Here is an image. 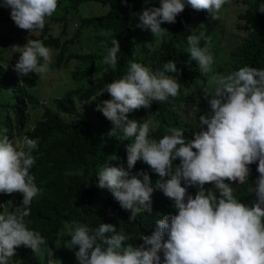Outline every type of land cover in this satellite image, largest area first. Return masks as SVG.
<instances>
[{
	"label": "clouds",
	"instance_id": "1",
	"mask_svg": "<svg viewBox=\"0 0 264 264\" xmlns=\"http://www.w3.org/2000/svg\"><path fill=\"white\" fill-rule=\"evenodd\" d=\"M121 2L126 5L128 0ZM226 3L230 0H160L159 7L142 11L137 27L150 29L155 38L162 39L169 32L161 25L175 23L186 5L207 11L216 20ZM0 7L9 8L15 25L31 34L44 29L58 0H0ZM257 10L264 12V3ZM192 33L187 36L188 53L199 72L208 77L203 98L210 106L207 114L199 115L201 130L193 133V139H186L184 131L175 127L158 141L149 139L148 122L128 118L133 110L148 109L153 101L166 102L179 94L180 83L175 75H168L179 72L172 60L155 71L130 63L122 78L101 89L100 95L107 92L111 99L101 101L95 109L112 122L111 132L120 130L124 140L131 141L126 146L128 170L123 165H105L98 173L97 187L107 189L131 212L129 222L141 211L151 213V177L143 170L130 174L142 161L157 174L155 188L173 201L175 214L156 220L155 230L142 235L139 245L127 243L129 237L111 223L103 222L94 229L66 224L67 248L78 246V264H264V69L244 66L226 75L214 73L212 37ZM111 43L103 63L116 69L120 43L115 38ZM13 48L20 54L14 66L19 76L43 75L49 70L52 50L42 41L30 38L22 47ZM192 116L197 119L195 112ZM37 146V139L25 136L22 144H14L7 135H0V193L23 197L22 206L15 211L0 213V264H9L21 246L38 255L46 251L47 264H62L53 259L51 248L42 249L44 237L30 230L25 220L40 192L30 173L35 164L32 150ZM118 159L113 156L112 160ZM177 159L180 163L174 165ZM257 162L259 176L251 188L256 201L249 206L233 194L248 181L249 165ZM235 181L238 183L233 184ZM206 184L211 189L206 190ZM193 186L198 188L195 196L188 194V187Z\"/></svg>",
	"mask_w": 264,
	"mask_h": 264
},
{
	"label": "trees",
	"instance_id": "2",
	"mask_svg": "<svg viewBox=\"0 0 264 264\" xmlns=\"http://www.w3.org/2000/svg\"><path fill=\"white\" fill-rule=\"evenodd\" d=\"M60 1L67 2L66 8L56 10L42 31L31 34L15 25L9 8L0 9V41L6 30L24 39L42 41L44 46L59 51L56 66L64 71L63 74L71 62H81L67 74L75 90L70 89L47 102L43 114L34 122H31L32 110L39 107V99L33 90L41 75L19 76L0 64V135H7L14 144H22L25 136L38 140L37 148L32 150L35 164L30 173L34 175L40 192L32 201L30 216L25 218L27 227L44 237L46 243L41 247L51 248L53 259H59L62 264H78L75 258L78 246L67 248L70 236L66 224L73 228L85 224L94 229L103 222L111 223L117 231L129 237L127 243L139 245L143 243L139 239L142 235H151L155 230L156 220L169 213L175 214L173 201L155 188L157 174L142 161L136 163L130 174L143 170L151 177L154 187L151 213L141 211L134 222H129L131 212L123 209L107 189L97 187L98 173L105 165H123L128 170L126 146L131 143L124 140L120 130L111 132L112 122L95 110L98 103L111 99L107 92L100 95L101 89L122 78L132 62L155 71L163 70L165 62L174 61L179 72L168 75H175L180 83L179 94L169 97L166 102L153 101L148 109L133 110L128 113V118L148 122L149 139L158 141L173 127L184 131L186 139H193V133L201 130L199 115L207 114L210 106L203 98L207 76L201 74L197 63L191 60L187 36L193 34V30L197 35L211 36L219 20L212 19L207 11H196L186 5L175 23L161 25L169 32L161 39L155 38L150 29L137 27L142 11L159 7L160 0H128L126 5L121 0H59L58 8ZM88 3L108 9L100 15L80 18L77 31L61 40L53 26H62L60 35H65L69 22L76 17L72 11L77 13L79 6ZM237 3L245 8L238 17L246 28V36L230 52L229 66L216 68L215 72L219 74L226 75L244 66L264 69V12L257 10L264 0H237ZM86 29L94 31L97 42L101 43L100 48L66 56L68 45L78 41ZM114 38L119 41L121 49L117 54L116 69L103 63ZM204 45L202 38L200 46ZM193 112L197 119L193 118ZM113 156L119 159L112 160ZM179 163V159L173 161L174 165ZM257 166L258 162L249 165L248 181L233 194L249 206L256 201L251 188L259 176ZM182 186L186 185L182 182ZM204 187L211 189V184ZM197 190L195 186L188 187V194L195 196ZM22 199L20 193H0V213L15 211L22 206ZM160 255L163 259V254ZM47 259L46 251L38 255L21 246L9 264H47Z\"/></svg>",
	"mask_w": 264,
	"mask_h": 264
},
{
	"label": "rangeland",
	"instance_id": "3",
	"mask_svg": "<svg viewBox=\"0 0 264 264\" xmlns=\"http://www.w3.org/2000/svg\"><path fill=\"white\" fill-rule=\"evenodd\" d=\"M66 4L67 2L63 3L60 1V6L57 10L66 8L64 7ZM2 8L3 7H0V9ZM107 9L108 7H101V5L95 3L83 4L79 6L77 13L76 11H72L76 17L71 19L69 22L65 35H60L62 26L60 27L57 24L53 26V31L58 36H60L61 40L69 38L79 28V22L77 20L80 18L93 16L94 14L100 15L101 13L107 11ZM244 10L245 8H241L240 4L237 3V0H230V3H226L221 9L220 19H218L219 22L211 34L212 41L210 50L215 60L213 64L214 73H216L215 70L218 67L224 68L229 66L227 63L230 61V52L241 43V38L246 36V28L238 17L239 14ZM5 32L6 34L0 41V64L14 71V66L18 61L20 54L13 48V46L18 45L22 47L28 39L14 35L12 32H9V30H6ZM218 44L220 47H218ZM100 45L101 43H98L95 38L94 31L91 29H86L83 31V35L78 41L68 45L65 55L67 56L68 54H78L84 51L91 52L92 50H98ZM58 52V50L54 48L52 49L49 70L45 74L41 75L40 80L37 82L35 89L33 90L39 99V107H36L32 110L31 122H34L43 114L44 106L47 102L50 103L56 97L67 93L70 89H74V83L67 74L68 72L70 73L71 70L75 69L77 65L81 64V62H71L69 64L68 71L66 70V74H63L64 71L59 70L56 66ZM207 79L208 77H206V82L204 83L205 87L208 86ZM237 183L238 181H235L233 184Z\"/></svg>",
	"mask_w": 264,
	"mask_h": 264
}]
</instances>
